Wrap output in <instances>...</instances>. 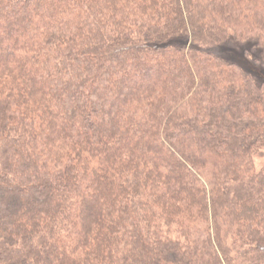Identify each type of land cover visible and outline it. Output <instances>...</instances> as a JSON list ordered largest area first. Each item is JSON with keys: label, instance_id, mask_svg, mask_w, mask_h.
Instances as JSON below:
<instances>
[{"label": "trees", "instance_id": "1", "mask_svg": "<svg viewBox=\"0 0 264 264\" xmlns=\"http://www.w3.org/2000/svg\"><path fill=\"white\" fill-rule=\"evenodd\" d=\"M221 44L264 65V0H0V264H264V83Z\"/></svg>", "mask_w": 264, "mask_h": 264}, {"label": "rangeland", "instance_id": "2", "mask_svg": "<svg viewBox=\"0 0 264 264\" xmlns=\"http://www.w3.org/2000/svg\"><path fill=\"white\" fill-rule=\"evenodd\" d=\"M207 50L215 55L236 62L245 70L251 72L259 81L264 83V65L255 61L253 56L247 55L246 45L235 47L229 44H221L207 48ZM255 162L258 170L264 166V152L262 155L256 157Z\"/></svg>", "mask_w": 264, "mask_h": 264}]
</instances>
